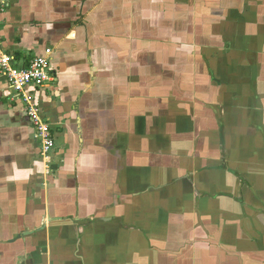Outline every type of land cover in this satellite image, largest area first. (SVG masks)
<instances>
[{
  "label": "crops",
  "instance_id": "obj_1",
  "mask_svg": "<svg viewBox=\"0 0 264 264\" xmlns=\"http://www.w3.org/2000/svg\"><path fill=\"white\" fill-rule=\"evenodd\" d=\"M6 3L0 264H264V0Z\"/></svg>",
  "mask_w": 264,
  "mask_h": 264
},
{
  "label": "built area",
  "instance_id": "obj_2",
  "mask_svg": "<svg viewBox=\"0 0 264 264\" xmlns=\"http://www.w3.org/2000/svg\"><path fill=\"white\" fill-rule=\"evenodd\" d=\"M6 7V0H0V12H4ZM50 53L51 49L45 48L43 54L33 56L25 66H16L13 56L3 50L0 41V79L5 80L12 93L25 104L40 154L47 158L55 145L54 134L49 122L42 117L34 97L25 88L29 85L42 88L54 80L50 72Z\"/></svg>",
  "mask_w": 264,
  "mask_h": 264
}]
</instances>
